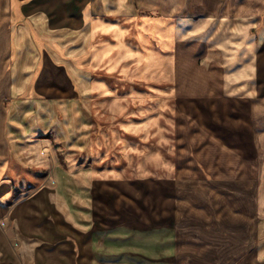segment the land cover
Listing matches in <instances>:
<instances>
[{"label": "crops", "instance_id": "1", "mask_svg": "<svg viewBox=\"0 0 264 264\" xmlns=\"http://www.w3.org/2000/svg\"><path fill=\"white\" fill-rule=\"evenodd\" d=\"M216 4L215 28L226 40L206 41L184 61L175 40L179 140L171 177H98L50 158L49 174L31 180L14 169L48 160L49 130L75 150L87 145L98 29L121 30L141 8L139 0H0V264H239L245 256L242 264H254L255 181L260 171L264 177V0ZM209 42L218 57L202 63ZM86 106V128L65 133L64 118H86ZM179 114L199 121L187 131L201 132L200 140L181 138Z\"/></svg>", "mask_w": 264, "mask_h": 264}, {"label": "rangeland", "instance_id": "2", "mask_svg": "<svg viewBox=\"0 0 264 264\" xmlns=\"http://www.w3.org/2000/svg\"><path fill=\"white\" fill-rule=\"evenodd\" d=\"M139 6V17L122 22L121 30L113 28L104 34L98 29L92 61L98 84L91 101V132L87 145L75 150L59 143L49 130L43 135L48 147L42 150V156L48 160L31 166L30 171L17 167L14 169L16 176L21 173L34 180V173L49 174L52 158L68 171L89 167L98 177H171L176 167L174 157L178 139L174 129L175 40L176 59L184 61L188 60L189 52L204 48L206 41L221 44L226 39L215 28L214 17L219 7L216 0H139ZM211 42L200 57L202 63L217 60L218 54ZM184 71L177 69V74ZM84 113L86 118L82 117L81 122L72 115L64 118L68 126L65 133L77 125L83 130L86 128L87 106ZM179 119L183 120V126L177 124V130L183 140L203 137L201 132L198 135L187 131L196 126L197 119L190 120L180 114ZM207 119L212 122L211 118ZM83 130L78 132V138L84 143ZM73 133L77 134V128ZM71 134H64V140ZM224 134L233 135L234 140H246V136L237 138L226 130ZM204 153L205 158L212 156L210 152ZM259 173L255 181L257 205L253 237L257 259L254 264H264V177L262 171ZM252 234L251 229V238ZM245 259L241 258L238 263L242 264Z\"/></svg>", "mask_w": 264, "mask_h": 264}, {"label": "bare ground", "instance_id": "3", "mask_svg": "<svg viewBox=\"0 0 264 264\" xmlns=\"http://www.w3.org/2000/svg\"><path fill=\"white\" fill-rule=\"evenodd\" d=\"M192 4V3H191Z\"/></svg>", "mask_w": 264, "mask_h": 264}]
</instances>
